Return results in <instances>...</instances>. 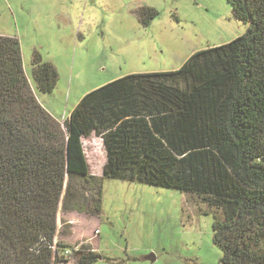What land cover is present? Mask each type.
<instances>
[{"label": "trees", "instance_id": "obj_1", "mask_svg": "<svg viewBox=\"0 0 264 264\" xmlns=\"http://www.w3.org/2000/svg\"><path fill=\"white\" fill-rule=\"evenodd\" d=\"M228 2L243 36L110 82L64 123L39 102L18 38L0 34V264L109 260L56 243L61 204L100 215L107 179L180 191L213 215L222 264H264V0ZM158 15L137 11L145 27ZM32 66L52 94L57 69L38 52Z\"/></svg>", "mask_w": 264, "mask_h": 264}, {"label": "rangeland", "instance_id": "obj_2", "mask_svg": "<svg viewBox=\"0 0 264 264\" xmlns=\"http://www.w3.org/2000/svg\"><path fill=\"white\" fill-rule=\"evenodd\" d=\"M144 7L159 13L146 27L137 18ZM246 31L228 0H0V34L18 38L39 102L61 123L82 98L110 82L178 70L193 54ZM37 52L59 73L52 94L36 90ZM63 206L56 243L72 250L90 245L98 230L93 245L109 260L95 264H222L213 215L178 190L107 179L100 215Z\"/></svg>", "mask_w": 264, "mask_h": 264}, {"label": "built area", "instance_id": "obj_3", "mask_svg": "<svg viewBox=\"0 0 264 264\" xmlns=\"http://www.w3.org/2000/svg\"><path fill=\"white\" fill-rule=\"evenodd\" d=\"M98 231L96 232V235H98ZM81 246H82V244H79L77 247H76V251H78V250H80V248H81ZM72 252H73V250H67L66 251V255H68V256H70V255H72Z\"/></svg>", "mask_w": 264, "mask_h": 264}, {"label": "crops", "instance_id": "obj_4", "mask_svg": "<svg viewBox=\"0 0 264 264\" xmlns=\"http://www.w3.org/2000/svg\"><path fill=\"white\" fill-rule=\"evenodd\" d=\"M97 231H98V230H97ZM79 232H80V231H79ZM92 236H93V238L89 241V243H90V246H92L93 249L95 250V246L93 245V242L96 241V239H98V238H97L98 235H95V232H94V234H93Z\"/></svg>", "mask_w": 264, "mask_h": 264}, {"label": "water", "instance_id": "obj_5", "mask_svg": "<svg viewBox=\"0 0 264 264\" xmlns=\"http://www.w3.org/2000/svg\"><path fill=\"white\" fill-rule=\"evenodd\" d=\"M145 260H146V261L154 262V261H155V257H154V256H148V257H146Z\"/></svg>", "mask_w": 264, "mask_h": 264}]
</instances>
